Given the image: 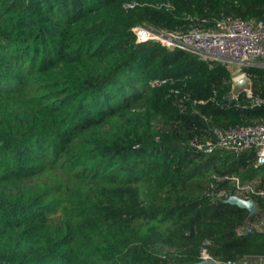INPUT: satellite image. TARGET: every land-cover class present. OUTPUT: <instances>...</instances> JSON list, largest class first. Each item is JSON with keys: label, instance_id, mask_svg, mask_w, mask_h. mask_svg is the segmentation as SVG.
Returning <instances> with one entry per match:
<instances>
[{"label": "trees", "instance_id": "obj_1", "mask_svg": "<svg viewBox=\"0 0 264 264\" xmlns=\"http://www.w3.org/2000/svg\"><path fill=\"white\" fill-rule=\"evenodd\" d=\"M229 15L262 19L264 0H0V264L264 256V231L235 233L249 212L220 179L263 185L264 166L213 147L264 107L232 98L228 64L134 32ZM245 71L264 97V69Z\"/></svg>", "mask_w": 264, "mask_h": 264}, {"label": "built area", "instance_id": "obj_2", "mask_svg": "<svg viewBox=\"0 0 264 264\" xmlns=\"http://www.w3.org/2000/svg\"><path fill=\"white\" fill-rule=\"evenodd\" d=\"M207 23V20H203ZM137 43L157 41L171 50H182L195 54L205 60L218 61L228 64L232 73V98L237 99L239 92L251 101L253 106L264 107V97L254 94L252 83L246 73L247 68L264 69V17L249 21L233 16H225L215 20L212 28H192L186 32H167L153 27L137 26L134 28ZM247 79L244 88L236 86V82ZM156 81L154 84H162ZM217 141L214 148H222L233 154L252 157L256 168L264 166V123H252L238 127L230 126L226 130H216ZM193 145L202 148L199 139L195 138ZM211 146L212 143L207 144ZM229 181L235 188L238 198L254 199L253 196L264 199V184L258 180L242 181L239 177L226 175L220 178ZM222 194H225L223 192ZM231 197V196H230ZM229 197V198H230ZM255 200V199H254ZM256 202V212L235 229L238 236H245L257 231H264V205ZM201 260L214 259L205 249L201 250ZM216 264H237L216 260Z\"/></svg>", "mask_w": 264, "mask_h": 264}, {"label": "water", "instance_id": "obj_3", "mask_svg": "<svg viewBox=\"0 0 264 264\" xmlns=\"http://www.w3.org/2000/svg\"><path fill=\"white\" fill-rule=\"evenodd\" d=\"M249 81L247 79L236 82V86L240 88H244L248 85ZM228 203L232 205H237L241 208L246 209L249 212V216H252L256 212V202L254 199L245 200L242 198H238L236 196H231L227 200ZM195 264H216V261L214 259H208V260H201Z\"/></svg>", "mask_w": 264, "mask_h": 264}, {"label": "rangeland", "instance_id": "obj_4", "mask_svg": "<svg viewBox=\"0 0 264 264\" xmlns=\"http://www.w3.org/2000/svg\"><path fill=\"white\" fill-rule=\"evenodd\" d=\"M237 264H264V256H247Z\"/></svg>", "mask_w": 264, "mask_h": 264}]
</instances>
